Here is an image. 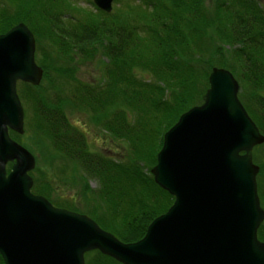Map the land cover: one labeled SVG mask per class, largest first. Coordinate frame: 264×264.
I'll return each instance as SVG.
<instances>
[{"label":"trees","instance_id":"16d2710c","mask_svg":"<svg viewBox=\"0 0 264 264\" xmlns=\"http://www.w3.org/2000/svg\"><path fill=\"white\" fill-rule=\"evenodd\" d=\"M113 2L108 14L93 4L87 12L76 0H0V34L22 23L34 36L36 61L45 72L47 62H57L43 76L51 87L26 82L17 87L34 133L66 161L69 173L77 170L84 179L80 211L74 199L55 205L87 215L122 242H134L174 201L151 173L161 134L202 102L213 68L232 73L238 99L264 136V11L255 0H214L211 10L204 0H128L120 9L119 0ZM100 47L107 62L96 86L75 80L62 67L73 55L94 59ZM66 105L101 116L100 126L126 143L128 155L116 159L89 149ZM251 153L260 168L257 195L264 210V142ZM50 184L41 187L48 191ZM35 188L32 193H44ZM257 238L264 243V220ZM84 264L122 263L92 250Z\"/></svg>","mask_w":264,"mask_h":264},{"label":"water","instance_id":"95a60500","mask_svg":"<svg viewBox=\"0 0 264 264\" xmlns=\"http://www.w3.org/2000/svg\"><path fill=\"white\" fill-rule=\"evenodd\" d=\"M110 13L113 0H92ZM35 40L22 23L0 34V256L4 264H84L98 250L122 264H264V210L252 149L264 136L238 99L228 70L213 68L203 103L163 136L154 182L173 196L142 238L122 242L91 218L31 191V152L11 138L23 123L16 80L39 83ZM12 162L9 172L6 164Z\"/></svg>","mask_w":264,"mask_h":264},{"label":"rangeland","instance_id":"374dc122","mask_svg":"<svg viewBox=\"0 0 264 264\" xmlns=\"http://www.w3.org/2000/svg\"><path fill=\"white\" fill-rule=\"evenodd\" d=\"M127 1L128 0H123L122 2V0H119V2H117L119 5V9L123 6V3L126 4ZM255 1L257 2L260 9L264 11V0H255ZM76 2L81 7L86 9V11L93 10L92 9L93 3H91L92 0L91 2L88 0H76ZM213 2L214 0H204V4L208 10H211L213 6ZM113 7H114V2L112 4V10L110 11V13L113 11ZM103 13H106V12H103ZM101 52L102 51L100 47L96 51L97 54L95 53L96 56H94V59H89L86 61L84 60L79 61L78 57L73 55L72 56L73 59H70V61H68L70 62V64L61 63L63 64L62 67L70 68L71 69L70 71L73 73V78L75 80L87 82L93 86H96L97 83L100 82L101 76H103V69L105 68V64L107 62V60L105 61V59L103 58ZM35 55H36V47L34 49V62L41 71L39 83L37 85H39L40 83H47L51 87V85L53 84L52 81L43 80V76L44 75L46 76L47 75L46 73H48V71L53 70V67L57 64V62L53 60V58L50 60L51 63L47 62L46 72H45L44 67L40 65L39 63L40 61H36ZM47 76L49 77V75ZM19 82H24V81L16 80L15 85H16L17 95H18L17 87H18ZM70 82H74V80H70ZM70 82L68 84L66 83L67 85L65 84L66 87L64 85L65 87L64 89H66L70 85ZM207 82H208V87H207L208 89L209 81ZM68 89H70V87H68ZM18 98H19V95H18ZM19 101L22 106V101L20 100V98H19ZM201 103H203V96H202ZM200 104L198 103L196 104V106ZM65 110L69 114L70 121H72L76 126H78L82 131H84L86 142L88 144L89 149L94 150V151H99L104 155H108L116 159H119V158L124 159L125 156L128 155V149H127L126 143H124L121 140L115 139L113 135H111L109 132H107L105 129H103L100 126V121L102 120L101 116L96 117L95 115H92V114H88V113L86 114V112L80 109H76L75 106L73 105H66ZM24 115L25 114H23V123L21 127L19 128L8 127V133L9 134L12 133V135H14L16 138L14 140L20 143L21 145H23L24 147H26L34 157V165H33L32 170L29 172V175L32 180L31 189L33 185H35L36 186L35 190L38 189V190L43 191L44 193H38V195L47 199L54 207H57V205H55L56 204L55 202H60V199L61 200H64V199L73 200L74 199L73 201L76 202L75 204L77 206L76 210L80 211L79 207L82 206L83 204L85 205L86 203V202L84 203L83 199L81 198V194H79L80 190L84 188L83 186L84 179L82 177V174L78 173L77 170H74L73 172L69 173L71 171L70 166H68L65 163L66 161L65 162L60 161L58 157L54 155V153L52 152L51 146H50L51 144L49 145L48 141L42 140L41 136L34 133L33 125L29 126L28 119L27 118L25 119ZM165 133L161 134L162 140L160 143L161 145H160L159 150L162 147L163 136ZM11 166H12V162H8L6 164V167H5L6 172L10 171ZM259 171H260V168L258 169L257 174L259 173ZM46 181H50L51 183L48 191H46L47 188L42 189L41 187V185H44ZM90 185L91 187H96V184L93 181L90 182ZM256 187H257V183H256ZM52 199H56V200H52ZM73 212L81 214V215H85L81 212H76V211H73Z\"/></svg>","mask_w":264,"mask_h":264},{"label":"bare ground","instance_id":"6f19581e","mask_svg":"<svg viewBox=\"0 0 264 264\" xmlns=\"http://www.w3.org/2000/svg\"><path fill=\"white\" fill-rule=\"evenodd\" d=\"M222 69V68H221ZM25 82V81H24ZM26 83H29V82H26ZM29 84H31V83H29Z\"/></svg>","mask_w":264,"mask_h":264}]
</instances>
